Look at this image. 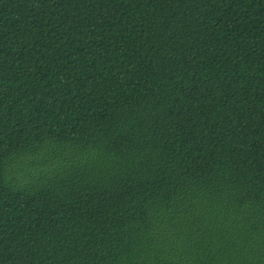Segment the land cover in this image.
I'll return each mask as SVG.
<instances>
[{
	"label": "trees",
	"instance_id": "1",
	"mask_svg": "<svg viewBox=\"0 0 264 264\" xmlns=\"http://www.w3.org/2000/svg\"><path fill=\"white\" fill-rule=\"evenodd\" d=\"M0 264H264V0H0Z\"/></svg>",
	"mask_w": 264,
	"mask_h": 264
}]
</instances>
